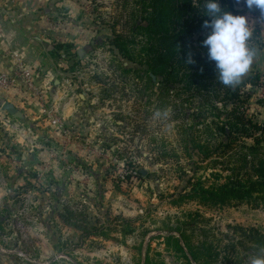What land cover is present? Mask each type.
Instances as JSON below:
<instances>
[{
	"label": "rangeland",
	"instance_id": "1",
	"mask_svg": "<svg viewBox=\"0 0 264 264\" xmlns=\"http://www.w3.org/2000/svg\"><path fill=\"white\" fill-rule=\"evenodd\" d=\"M141 1L149 8L146 19L154 0H0V52L9 30L23 42L3 55L11 72L1 65L0 71L16 75L21 62L34 73L33 89L0 87V258L6 261L0 264L10 258L188 264L167 241L179 232L204 252L211 248L210 258H200L204 264H249L264 255L250 231L264 236L263 206L203 205L177 196L189 177L222 184L247 152L236 146L224 152L218 128L230 104L201 100L182 85L167 89L161 77L152 83L143 71L138 77L122 71L139 66L121 65L111 53L112 27L132 42L134 54L154 53L148 34L131 33ZM231 1L242 13L259 15ZM252 30L255 56L247 74L259 81L244 89L246 116L264 125V26ZM4 102L23 119L1 111ZM136 172L144 178L135 179ZM65 206L81 214L88 237L60 217Z\"/></svg>",
	"mask_w": 264,
	"mask_h": 264
},
{
	"label": "trees",
	"instance_id": "2",
	"mask_svg": "<svg viewBox=\"0 0 264 264\" xmlns=\"http://www.w3.org/2000/svg\"><path fill=\"white\" fill-rule=\"evenodd\" d=\"M222 8L233 13H242L231 0H220ZM146 5L139 3L135 13L141 16V22L147 20V25H142L139 15L135 18L131 33L134 35L148 34L151 48L154 53L151 55L147 49H140L134 54L131 41L123 34H117L112 27V38L110 40L111 53L122 65L123 61L139 66L136 69H127L124 66V73H134L137 77L139 71L146 73L147 79L153 83L157 76L163 79V86L167 89H179L182 85L185 90L192 89L194 95H199L201 100L210 103L223 102L230 104L232 109L228 112L227 118L218 128L221 135L226 139L223 146L224 152L231 147L241 148L247 153L240 154V166L233 169L232 174L224 178L222 184L206 186L204 181L189 177L186 186L177 194L179 199L196 200L203 205H229L232 203H248L264 207V125H260L252 118L246 116L249 95L244 91L246 86H255L259 81L258 74H246L242 81L234 86L228 87L219 82L218 70L215 62L207 57V48L203 46L208 31L202 27L205 19H210L202 13L204 0H154L152 1L150 17L145 19L148 12ZM253 13L258 11L253 10ZM254 32H257L255 30ZM157 35L158 37L156 38ZM153 37V38H152ZM159 44L160 50L157 45ZM196 44V47L193 46ZM69 47V46H68ZM194 63L186 64L188 54L192 53ZM251 140V145L243 141ZM197 149H202L199 147ZM223 152V153H224ZM145 174L136 172L135 179L144 178ZM132 177V176H130ZM126 179L128 190L133 187L131 178ZM221 178L220 175L215 176ZM193 180V181H192ZM193 182V183H192ZM190 188L189 194L184 191ZM64 214H59L64 222L73 223V226L82 232V237H88L90 230L88 224L78 223L81 214L70 211L66 206ZM96 221V219H92ZM82 225V226H81ZM94 229L95 227L92 226ZM253 241L257 252L264 250V236L257 229L251 228ZM167 241H172L173 248L180 252L188 264L194 261L196 264H204L210 258L211 248L206 252L201 249L202 244L194 245L189 236L179 232V238L169 236ZM169 245V243H167ZM188 254H185L184 251ZM145 258V264H148Z\"/></svg>",
	"mask_w": 264,
	"mask_h": 264
},
{
	"label": "clouds",
	"instance_id": "3",
	"mask_svg": "<svg viewBox=\"0 0 264 264\" xmlns=\"http://www.w3.org/2000/svg\"><path fill=\"white\" fill-rule=\"evenodd\" d=\"M236 2L243 3L249 12L258 11L259 15L233 13L222 8L220 0H204L205 11L202 13L210 18L202 24L204 29L210 30L202 44L207 48L208 59L215 62L219 82L228 87L238 85L249 72L255 56L250 45L252 29L264 26V0ZM184 62H195L191 53ZM249 264H264V255L251 257Z\"/></svg>",
	"mask_w": 264,
	"mask_h": 264
},
{
	"label": "built area",
	"instance_id": "4",
	"mask_svg": "<svg viewBox=\"0 0 264 264\" xmlns=\"http://www.w3.org/2000/svg\"><path fill=\"white\" fill-rule=\"evenodd\" d=\"M16 71V75H9L0 71V87L8 89L19 86L21 89H33L34 73L30 69L26 68L21 62L17 63Z\"/></svg>",
	"mask_w": 264,
	"mask_h": 264
},
{
	"label": "crops",
	"instance_id": "5",
	"mask_svg": "<svg viewBox=\"0 0 264 264\" xmlns=\"http://www.w3.org/2000/svg\"><path fill=\"white\" fill-rule=\"evenodd\" d=\"M9 32H12L11 34V37H8L6 36L5 40H3V42H6L7 45H6V49L4 51V54H2V52H0V65L3 66L4 68H6L8 70V72L10 73L12 68H11V63L10 61L7 59L6 56H3L6 54L7 49L8 47H11V45H13L15 47L16 50H18L16 48V46L21 43V45L23 44V42L21 41L20 39V35L16 32V31H13V30H9ZM9 35V34H8ZM1 42V43H3ZM24 43H25V49H26V53H27V40H24ZM16 45V46H15ZM27 57H28V53H27ZM1 68V67H0ZM5 258H0V261H5L4 260ZM9 260V264H18L17 261L15 260H12V258L8 259ZM6 262V261H5Z\"/></svg>",
	"mask_w": 264,
	"mask_h": 264
},
{
	"label": "water",
	"instance_id": "6",
	"mask_svg": "<svg viewBox=\"0 0 264 264\" xmlns=\"http://www.w3.org/2000/svg\"><path fill=\"white\" fill-rule=\"evenodd\" d=\"M1 111L5 112L8 116L12 118L19 119V120L23 119L22 113L17 108H15V106L10 102H4L1 105Z\"/></svg>",
	"mask_w": 264,
	"mask_h": 264
}]
</instances>
